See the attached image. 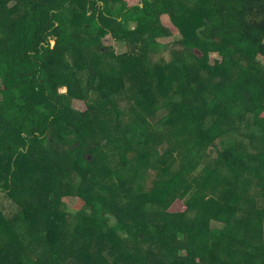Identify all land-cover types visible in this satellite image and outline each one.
<instances>
[{"label": "trees", "instance_id": "16d2710c", "mask_svg": "<svg viewBox=\"0 0 264 264\" xmlns=\"http://www.w3.org/2000/svg\"><path fill=\"white\" fill-rule=\"evenodd\" d=\"M259 57L264 0H0V264H264Z\"/></svg>", "mask_w": 264, "mask_h": 264}, {"label": "rangeland", "instance_id": "374dc122", "mask_svg": "<svg viewBox=\"0 0 264 264\" xmlns=\"http://www.w3.org/2000/svg\"><path fill=\"white\" fill-rule=\"evenodd\" d=\"M177 23L179 25H182L185 30L183 31V33L180 35V34H177L175 36H172L168 39H164L162 40L164 43H166L170 49V51L174 54V55H177L180 51H181V44H180V40L182 39V36H185L187 34H189L192 29H193V26L195 24L194 20H190V19H181V20H178ZM113 45H114V48L115 50L120 53L122 51H124L126 49V45H125V42L123 41H119L117 39L113 40ZM169 51V52H170ZM169 52H164V53H161L159 54V56L161 58H164V60H169V55L170 53ZM142 57H147V56H142ZM152 62H154L157 58H158V55H155L154 57H152ZM217 58H220V56L217 54V53H212L211 54V59H217ZM259 59L261 61H264V58L262 57H259ZM134 59L131 63L127 64L126 65V68L129 70L130 68L133 67V65H136V63H134ZM146 65V64H145ZM143 78H144V74L140 75V74H133L131 76V82L133 81L134 85L135 86H139V84H142V81H143ZM61 92H64L65 89L62 88L60 90ZM146 98V94H144L143 96V100ZM152 105V103H151ZM75 107H78V108H81L83 109L85 107V104L83 102H79V101H76L75 104H74ZM148 107V109H150L151 107L148 105V104H145L144 106V109H146ZM162 112H157V116L161 115ZM175 158L176 157H173V160L170 161L171 162H174L175 161ZM186 169V167H185ZM187 174V172H186ZM208 180V176L207 174H204L200 171H198V178L194 181L195 184L199 187H201L206 181ZM186 176H183V177H179V178H176L174 180V182H172V184L170 186L167 187V192L169 191H177V190H180L181 189V186L185 185L186 184ZM3 183L0 182V220H2V218L4 216H7L9 213H11L14 209V205H15V200L12 199V197L10 196V192L8 190L6 191H2V190H5L7 188L6 184H5V189H1V187H3ZM212 196H210V199L209 197L207 198V205L209 206V208H212L213 206L216 205V203L214 201H212ZM76 203V199L75 198H70L69 202H68V207L70 210H72L73 206L75 205Z\"/></svg>", "mask_w": 264, "mask_h": 264}]
</instances>
